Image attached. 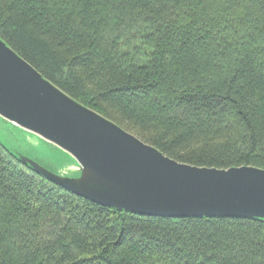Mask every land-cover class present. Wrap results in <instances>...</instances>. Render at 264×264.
<instances>
[{
    "label": "trees",
    "instance_id": "1",
    "mask_svg": "<svg viewBox=\"0 0 264 264\" xmlns=\"http://www.w3.org/2000/svg\"><path fill=\"white\" fill-rule=\"evenodd\" d=\"M0 38L170 158L264 168V0H0ZM0 264H264V219L102 206L0 138Z\"/></svg>",
    "mask_w": 264,
    "mask_h": 264
},
{
    "label": "water",
    "instance_id": "2",
    "mask_svg": "<svg viewBox=\"0 0 264 264\" xmlns=\"http://www.w3.org/2000/svg\"><path fill=\"white\" fill-rule=\"evenodd\" d=\"M0 119L70 156L73 173L18 158L102 206L157 217L264 219V168L179 162L78 102L0 38Z\"/></svg>",
    "mask_w": 264,
    "mask_h": 264
},
{
    "label": "rangeland",
    "instance_id": "3",
    "mask_svg": "<svg viewBox=\"0 0 264 264\" xmlns=\"http://www.w3.org/2000/svg\"><path fill=\"white\" fill-rule=\"evenodd\" d=\"M0 138L13 151L29 156L49 169L60 170L62 173L68 174L75 171L71 168L74 163L69 161L70 156L66 152L45 142L37 135L4 123L1 119Z\"/></svg>",
    "mask_w": 264,
    "mask_h": 264
}]
</instances>
